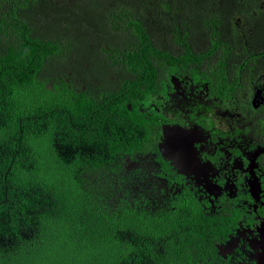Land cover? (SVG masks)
Returning a JSON list of instances; mask_svg holds the SVG:
<instances>
[{
  "label": "trees",
  "instance_id": "1",
  "mask_svg": "<svg viewBox=\"0 0 264 264\" xmlns=\"http://www.w3.org/2000/svg\"><path fill=\"white\" fill-rule=\"evenodd\" d=\"M244 66L264 0H0V264H204L213 224L141 203L124 159L160 132L138 98Z\"/></svg>",
  "mask_w": 264,
  "mask_h": 264
},
{
  "label": "flooded vegetation",
  "instance_id": "2",
  "mask_svg": "<svg viewBox=\"0 0 264 264\" xmlns=\"http://www.w3.org/2000/svg\"><path fill=\"white\" fill-rule=\"evenodd\" d=\"M247 68L206 80L169 74L163 90L136 103L155 110L160 130L154 147L124 159L144 178H135L137 200L203 213L215 230L204 264H264V77ZM167 126L187 137L165 138Z\"/></svg>",
  "mask_w": 264,
  "mask_h": 264
},
{
  "label": "water",
  "instance_id": "3",
  "mask_svg": "<svg viewBox=\"0 0 264 264\" xmlns=\"http://www.w3.org/2000/svg\"><path fill=\"white\" fill-rule=\"evenodd\" d=\"M186 131H188L187 129L182 128L181 126H167L163 128V135H165V138L169 139V136H175V137H180V141L185 140V138L187 137L188 132L186 133ZM160 148L162 149V144L160 146ZM180 159L182 160L181 162H183V158L180 157Z\"/></svg>",
  "mask_w": 264,
  "mask_h": 264
}]
</instances>
